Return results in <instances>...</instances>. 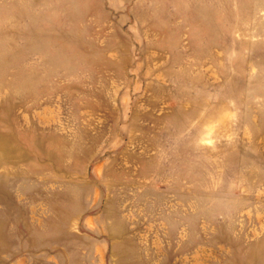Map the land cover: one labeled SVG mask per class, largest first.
<instances>
[{"label": "rangeland", "instance_id": "obj_1", "mask_svg": "<svg viewBox=\"0 0 264 264\" xmlns=\"http://www.w3.org/2000/svg\"><path fill=\"white\" fill-rule=\"evenodd\" d=\"M0 264H264V0H0Z\"/></svg>", "mask_w": 264, "mask_h": 264}]
</instances>
